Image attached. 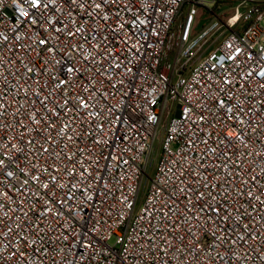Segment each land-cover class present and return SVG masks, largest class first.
Returning a JSON list of instances; mask_svg holds the SVG:
<instances>
[{
  "label": "built area",
  "instance_id": "1",
  "mask_svg": "<svg viewBox=\"0 0 264 264\" xmlns=\"http://www.w3.org/2000/svg\"><path fill=\"white\" fill-rule=\"evenodd\" d=\"M0 264H264V0H0Z\"/></svg>",
  "mask_w": 264,
  "mask_h": 264
},
{
  "label": "rangeland",
  "instance_id": "2",
  "mask_svg": "<svg viewBox=\"0 0 264 264\" xmlns=\"http://www.w3.org/2000/svg\"><path fill=\"white\" fill-rule=\"evenodd\" d=\"M239 4V1H227L224 4L223 8H219V6L215 7L212 10L208 11L207 9L201 8L199 15L197 17V21L195 23L194 28V35H198L199 33L203 32L204 30H207L213 26L217 21L219 22H227L229 17H231L234 14V10L236 6ZM251 4H247L244 8H242L243 12H246L250 8ZM227 31H225V28L223 29H213L211 33H209L208 37L205 40L206 46H209L207 49V52L214 50L219 46V44L222 42L223 38L225 37ZM165 126L161 125L157 136H156V142L155 146L152 150L148 167H147V174L148 176L144 177L140 196H139V202L137 204V210L142 206L143 200L145 197V192L150 184V177L154 176L156 167L158 165L159 159L161 157V143L163 140V136L165 134Z\"/></svg>",
  "mask_w": 264,
  "mask_h": 264
}]
</instances>
